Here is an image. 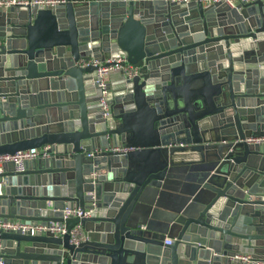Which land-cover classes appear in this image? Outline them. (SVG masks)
I'll return each instance as SVG.
<instances>
[{
  "label": "water",
  "instance_id": "95a60500",
  "mask_svg": "<svg viewBox=\"0 0 264 264\" xmlns=\"http://www.w3.org/2000/svg\"><path fill=\"white\" fill-rule=\"evenodd\" d=\"M65 1L0 10V156L48 154L5 165L0 219L68 231L0 230V259L264 264V144L250 141L264 137V2ZM119 56L138 74L115 72L105 118L98 68L78 62ZM77 225L88 239L73 245Z\"/></svg>",
  "mask_w": 264,
  "mask_h": 264
},
{
  "label": "built area",
  "instance_id": "2783aa9c",
  "mask_svg": "<svg viewBox=\"0 0 264 264\" xmlns=\"http://www.w3.org/2000/svg\"><path fill=\"white\" fill-rule=\"evenodd\" d=\"M167 2H177V3H189V2H201L206 7H210L214 4H227L231 8H237L240 4H251L255 2H264V0H165ZM65 0H0V10L9 11L12 8L20 7H39L43 9L55 8L60 4H65ZM81 67H88L90 65L97 67L95 85L101 96V104L104 110V117L110 116L112 112L111 102L108 100L109 95V84L108 76L113 72H123V74L128 79H132L138 74V69L134 68L130 63H128L126 56L112 57L109 59H97L92 58L89 61L81 60L78 62ZM251 142L264 144V137L252 139ZM135 150L134 148H120L118 151L129 152ZM47 147L38 150H28L19 151L15 155H2L0 156V195L4 193L5 187L7 186V178L4 177L5 165L8 163H15L16 170H23L24 161H34L39 158L47 157ZM89 156H93L90 154ZM93 210H81V208H66L63 211L64 220L69 218H90L93 215ZM0 230L1 231H11V232H21L22 234L35 235L38 233H50L55 237H63L67 235L68 231L65 223L62 225L57 222H49L47 224H42L39 222H24V221H6L4 222L0 219ZM70 242L73 245H79L88 239L84 228L81 225H77L70 232ZM173 240L166 238L165 245H172ZM241 260L248 262L250 256H242ZM0 264H5L3 259H0Z\"/></svg>",
  "mask_w": 264,
  "mask_h": 264
},
{
  "label": "crops",
  "instance_id": "0c3cea01",
  "mask_svg": "<svg viewBox=\"0 0 264 264\" xmlns=\"http://www.w3.org/2000/svg\"><path fill=\"white\" fill-rule=\"evenodd\" d=\"M121 83H122V78L120 74L113 72L108 76V84L109 86H111L114 92L120 88ZM183 175L188 179L189 182L194 181L195 179L193 178L194 176L190 175L189 171L181 172L180 176H183ZM178 178H182V177H178ZM172 190L178 191V192H188V188L184 186L173 187ZM49 205L51 206V204ZM162 207L168 210L172 209V205L169 203V201L166 204L162 205ZM161 213L162 214L158 217V219L153 221V224H155L156 227H164L167 225V223H165V217L167 216V214H170V213L167 211H162Z\"/></svg>",
  "mask_w": 264,
  "mask_h": 264
}]
</instances>
